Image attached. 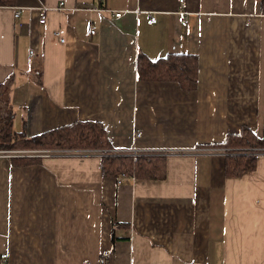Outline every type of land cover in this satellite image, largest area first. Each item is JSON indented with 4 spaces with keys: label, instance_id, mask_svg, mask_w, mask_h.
Returning a JSON list of instances; mask_svg holds the SVG:
<instances>
[{
    "label": "crops",
    "instance_id": "0c3cea01",
    "mask_svg": "<svg viewBox=\"0 0 264 264\" xmlns=\"http://www.w3.org/2000/svg\"><path fill=\"white\" fill-rule=\"evenodd\" d=\"M103 5L0 6L12 129L29 138L94 121L113 148L174 152L119 182L97 155L8 148L19 152L0 154V264H264V154L239 174L234 160L200 149L243 126L264 134V0ZM141 54L161 67L169 55L193 57L195 84L141 77Z\"/></svg>",
    "mask_w": 264,
    "mask_h": 264
},
{
    "label": "trees",
    "instance_id": "16d2710c",
    "mask_svg": "<svg viewBox=\"0 0 264 264\" xmlns=\"http://www.w3.org/2000/svg\"><path fill=\"white\" fill-rule=\"evenodd\" d=\"M17 0H0V6L14 5ZM141 61L139 65V75L149 79H174L182 82L186 86H193L196 82L197 62L186 54L169 55L163 61H150L145 55L139 56ZM1 99V98H0ZM5 134L4 142L7 137L15 135L12 139V146L27 148H109L113 147L106 129L94 121H76L64 125L42 134L27 138L24 135L14 132L9 122L8 131L0 133ZM8 148H12L8 143ZM215 146L232 148L233 150H246V153H229L226 155L227 160H234L239 170V174L244 170L255 166L257 156L253 154V147L264 146V134L259 136L249 126H243L241 132L229 134L227 139ZM7 148V149H8ZM157 156H140L136 160L131 156H107L103 158V173L109 176L136 175L142 170L147 171L148 165ZM34 160H28L31 162ZM153 170V169H151Z\"/></svg>",
    "mask_w": 264,
    "mask_h": 264
},
{
    "label": "built area",
    "instance_id": "2783aa9c",
    "mask_svg": "<svg viewBox=\"0 0 264 264\" xmlns=\"http://www.w3.org/2000/svg\"><path fill=\"white\" fill-rule=\"evenodd\" d=\"M102 2V7L101 9H106L105 6L103 5V3L105 2V0H100ZM183 1V0H181ZM31 9H33L32 7H30ZM38 9V15H39V21L41 23H45L47 20V10L49 9L46 6H40ZM20 11H16L15 15L19 16ZM115 15L117 16H121L122 15V11H116ZM158 20V13L155 11L153 13H151V17H150V23H156ZM188 20L186 19L185 22H187ZM98 31V27L95 23H91L88 27V34L89 35H94L96 34ZM59 35V33H57ZM62 41L65 40V38L61 39ZM198 149V148H197ZM203 152L206 151H213V152H220L224 155H227L229 153H246V150H233V149H228L222 146H213L210 148H200ZM253 150V154H255L256 156H260L264 154V147H253L251 148ZM195 151V149H194ZM15 152H19V151H12V150H0V154H12ZM174 151L172 150H168V149H135V148H130V147H109V148H45V149H34L32 150V153L35 155H43V156H57V155H71V156H79V155H97L100 156L102 158L107 157V156H131L133 157V159H137L140 156H152V155H165V154H170L173 153ZM196 152V151H195ZM125 177L124 174L118 176L119 182L122 181V178ZM110 255V252L108 250H105L103 253L104 259L105 260H109L108 256ZM3 257H7V254H3ZM88 264V263H85Z\"/></svg>",
    "mask_w": 264,
    "mask_h": 264
},
{
    "label": "rangeland",
    "instance_id": "374dc122",
    "mask_svg": "<svg viewBox=\"0 0 264 264\" xmlns=\"http://www.w3.org/2000/svg\"><path fill=\"white\" fill-rule=\"evenodd\" d=\"M10 109L8 108L7 104L3 103L2 99H0V133L3 132H7L8 131V127H9V122H10ZM14 131V129H13ZM5 134L0 135V149L3 150H7L8 145L3 143H8L11 147H12V139L15 135H10L9 137H7V142H4V136ZM264 147V146H263ZM78 148V147H77ZM83 148V147H81ZM92 148V147H89ZM227 148V147H225ZM228 149H232V148H228ZM10 150V149H8Z\"/></svg>",
    "mask_w": 264,
    "mask_h": 264
}]
</instances>
